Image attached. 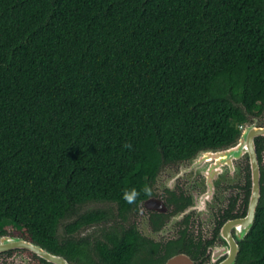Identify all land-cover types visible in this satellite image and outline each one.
<instances>
[{
    "label": "trees",
    "instance_id": "trees-1",
    "mask_svg": "<svg viewBox=\"0 0 264 264\" xmlns=\"http://www.w3.org/2000/svg\"><path fill=\"white\" fill-rule=\"evenodd\" d=\"M263 111L264 0H0V231L79 264H142L147 241L119 219L163 167ZM63 220L97 227L58 240ZM238 246L234 264H264L262 167Z\"/></svg>",
    "mask_w": 264,
    "mask_h": 264
},
{
    "label": "flooded vegetation",
    "instance_id": "flooded-vegetation-1",
    "mask_svg": "<svg viewBox=\"0 0 264 264\" xmlns=\"http://www.w3.org/2000/svg\"><path fill=\"white\" fill-rule=\"evenodd\" d=\"M245 123H254L257 126H264V111L251 117ZM255 138L261 139L258 152L255 147L260 177V167L264 168V136ZM244 159L247 162V159ZM245 161L241 163L243 174L242 181L222 184L220 181L221 175L218 177L217 186H220L223 192L217 189V191L212 194L215 204L212 209L210 220H206L204 215L195 216L192 212H188L187 214L182 213L189 204L193 203V199L189 191L190 184H188L183 177L185 172L182 171L178 173V170L175 169L178 168L176 166L178 164L160 170L151 183L150 194L136 204V209L133 213L127 215L125 220L119 219L120 224H131L136 234L141 239L147 241L143 249L138 251L136 262L154 264L155 261L160 260L165 252L172 246L173 251L168 253L159 264H163L166 259L174 254H187L185 250L195 252V254H193L194 258H191L187 254L194 264H216L220 261L223 256L214 261L211 260V253L214 247L224 244L223 239H221L219 235L220 228L225 221L241 217L245 214L247 201L245 204H242L244 195L241 187L245 184V172L243 170ZM246 164L248 165V162ZM171 168L172 172H168L167 169ZM172 175L174 176L173 180L168 179ZM248 179L250 190L249 165ZM146 198H153V200L145 203L144 201ZM194 201H200L198 196L194 198ZM172 203H177L178 205L183 204V207L176 208ZM229 207H231L232 213L243 214L234 217H226L225 210L229 209ZM62 222L63 225L66 221L63 220ZM62 225L60 231L57 229L56 237L58 240H62L66 237L69 239L86 237L88 233L95 232L97 227H82L79 228L78 231L66 233ZM106 225L107 223L99 224V226ZM87 228H93V231L86 232ZM19 238H21L22 241H18ZM23 242L33 243L23 238L20 233L12 227L8 226L3 229V231H0V264H55L44 260L34 251L25 247L22 244ZM38 246L41 247L40 245ZM41 248L48 251L50 254L60 256L67 264H79L69 254L55 253L44 247ZM200 251H204L203 254H200ZM91 256L94 258L92 251ZM94 260H96V258Z\"/></svg>",
    "mask_w": 264,
    "mask_h": 264
},
{
    "label": "water",
    "instance_id": "water-1",
    "mask_svg": "<svg viewBox=\"0 0 264 264\" xmlns=\"http://www.w3.org/2000/svg\"><path fill=\"white\" fill-rule=\"evenodd\" d=\"M258 136H264V126H257L254 123H245L239 128L238 136L232 143L220 148H205L198 150L186 160L180 162V165L188 162L190 169L194 168V170L200 172L205 180L206 186L210 187L212 190L215 179L222 173V167H227L229 170L233 167V160L240 157L247 159L250 175V190L245 214L241 217L225 221L220 228L219 235L221 239H223L224 244L214 247L211 253V260L214 261L222 256L223 258L216 264H234L239 248L238 242L247 233L254 219L255 207L259 198V165L254 145V138ZM210 194L211 193L208 192L203 196L201 195V197H204L206 200ZM150 200H153V198H146L144 202L147 203ZM195 206L199 209V206L189 204L182 213L187 214L191 210L196 209ZM18 241H22V239L19 238ZM22 244L46 261L55 264H67L60 256L50 254L36 244L30 242H23ZM163 264L194 263L187 254L178 253L166 259Z\"/></svg>",
    "mask_w": 264,
    "mask_h": 264
},
{
    "label": "rangeland",
    "instance_id": "rangeland-1",
    "mask_svg": "<svg viewBox=\"0 0 264 264\" xmlns=\"http://www.w3.org/2000/svg\"><path fill=\"white\" fill-rule=\"evenodd\" d=\"M256 123H258V122H256ZM242 161H245L244 157L243 158L240 157L238 159L233 160V165H232L233 167L230 168L229 170L227 169V167H222V173H221V177H220V181L222 184H229V183H233L236 181H242L241 180L242 175H243L242 169H241ZM176 166L178 168H175V169L178 170V173L182 172V171L185 172V174L183 176L185 178L184 180H186V182L188 184H190L189 191L191 192L192 199H193L192 205L194 204V205L199 206V209L195 206L196 209L191 210L190 212H192L195 216L204 215L206 217V220H210V218L212 216V209H213L214 204H215V202L213 201L214 199H213L212 194L215 193L217 191V189L222 191L220 186H217L218 178L215 179L213 189L211 190L210 187L206 186L205 180L203 179L202 174L200 172H197L196 170H194V168L190 169V165L188 162H185L181 165L179 162L178 165H176ZM163 168H166V167H163ZM168 168H170V166ZM167 171L172 172V168L167 169ZM173 177L174 176L172 175L168 179L173 180ZM208 192L211 194L208 195L207 200H205L204 197H201V195L203 196V195H205V193H208ZM197 196H198L200 201L195 202L194 198ZM107 205L108 204H106V203L90 202V203H86V204L80 206L79 210L82 211V210H88V209H94V208H104ZM64 221H66V220H64ZM62 223L63 222H61L58 225V231H60ZM92 231H93V228L92 229L91 228L86 229V232H92Z\"/></svg>",
    "mask_w": 264,
    "mask_h": 264
},
{
    "label": "clouds",
    "instance_id": "clouds-1",
    "mask_svg": "<svg viewBox=\"0 0 264 264\" xmlns=\"http://www.w3.org/2000/svg\"><path fill=\"white\" fill-rule=\"evenodd\" d=\"M125 198H126L127 200H129V202H131L132 197L126 195Z\"/></svg>",
    "mask_w": 264,
    "mask_h": 264
}]
</instances>
